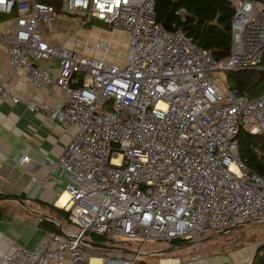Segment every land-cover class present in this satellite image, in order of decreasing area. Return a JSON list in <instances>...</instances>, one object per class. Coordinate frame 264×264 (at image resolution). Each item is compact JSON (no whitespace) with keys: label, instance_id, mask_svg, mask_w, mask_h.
Instances as JSON below:
<instances>
[{"label":"built area","instance_id":"obj_1","mask_svg":"<svg viewBox=\"0 0 264 264\" xmlns=\"http://www.w3.org/2000/svg\"><path fill=\"white\" fill-rule=\"evenodd\" d=\"M234 1L230 52L215 60L177 23L170 30L157 23L154 0H0V15L14 16L0 22L14 72L37 91L55 86L66 95L47 108L29 100L27 109H44L50 123L71 130L58 159L38 165L60 170L65 225L55 223L59 233L0 264H141L163 256L144 254L146 243L198 241L241 222H264V180L237 149L240 129L264 135V92L250 99L218 82L222 72L264 69V0ZM59 15L123 34V62L79 58L45 42L41 26L52 27ZM186 15L183 7L175 11L181 21ZM93 49L104 54L109 45L97 41ZM49 61L53 72L42 67ZM0 99L21 101L4 81ZM88 234L139 246L130 254L96 251L84 242Z\"/></svg>","mask_w":264,"mask_h":264},{"label":"crops","instance_id":"obj_2","mask_svg":"<svg viewBox=\"0 0 264 264\" xmlns=\"http://www.w3.org/2000/svg\"><path fill=\"white\" fill-rule=\"evenodd\" d=\"M64 17L59 15L50 28L41 26L45 42L63 45L54 44L52 33L58 32L57 21L63 24L65 18L68 19ZM80 29L73 27L70 35L78 33ZM42 67L53 72L55 62L42 63ZM0 81L5 82L14 96L21 98L16 104L0 99V210L4 212L0 218L1 260L20 247L34 249L46 234L59 233L55 223L65 225L62 206H59L63 191V184L59 181L60 170L41 169L38 165L58 159L70 141L71 130L50 123L44 109H27L25 102L29 100L47 108L58 100L66 99V95L55 86L45 91L35 90L22 74L14 72L8 61L7 50L1 44ZM21 156L30 159L25 167L16 163ZM33 178L35 181L26 191ZM153 259L156 257L145 258V261L154 263ZM183 264L201 262L197 258Z\"/></svg>","mask_w":264,"mask_h":264},{"label":"trees","instance_id":"obj_3","mask_svg":"<svg viewBox=\"0 0 264 264\" xmlns=\"http://www.w3.org/2000/svg\"><path fill=\"white\" fill-rule=\"evenodd\" d=\"M155 20L163 24L177 23L186 33L192 43L211 52L215 60H221L229 55L231 45L230 26L235 12L234 0H154ZM183 7L187 15L183 21L179 20L173 9ZM264 67V57L262 61ZM226 85L229 90L250 99L257 98L264 92V69L226 73ZM237 149L240 161L248 171L264 180V135H252L242 129L237 135ZM0 210V218L3 216ZM64 221L66 213L61 211ZM56 230V228H53ZM94 243L118 247L120 241L109 240L104 236H93ZM188 241H170L169 246L183 245ZM264 247V245L260 246ZM122 248V247H121ZM126 249V248H124ZM97 251H102L96 249ZM263 253L262 256H259ZM256 253L252 264H264V249ZM141 264H156L143 260Z\"/></svg>","mask_w":264,"mask_h":264},{"label":"rangeland","instance_id":"obj_4","mask_svg":"<svg viewBox=\"0 0 264 264\" xmlns=\"http://www.w3.org/2000/svg\"><path fill=\"white\" fill-rule=\"evenodd\" d=\"M14 16L0 15V22L9 21ZM65 18V17H64ZM62 24L58 22V32H53L54 44H61L75 51L77 57H95L102 59L105 62L113 64H121L123 56L126 52V39L123 34L119 32H111L109 27L103 23L96 21L86 22L84 20L67 17ZM61 20V19H60ZM81 28L78 33L71 34L73 27ZM71 36L72 38L70 39ZM63 41V42H62ZM97 41L107 42L109 49L106 53H99L94 51L93 47ZM221 80L226 81V73H219ZM221 230L202 235L201 239H205L219 233ZM95 236L88 234L87 239ZM120 241L118 247L126 248L127 250H137L138 244L133 241ZM191 242V241H189ZM170 241H153L146 243L143 248L144 254H149L158 250H167ZM264 222H256L251 224H241L230 231L214 236L189 247L174 250L168 254H164L161 258L153 259L152 262L157 263L160 259H177L180 264L197 260L201 264H252L256 253H260L264 247ZM97 251V250H96ZM260 253L259 256H262Z\"/></svg>","mask_w":264,"mask_h":264},{"label":"water","instance_id":"obj_5","mask_svg":"<svg viewBox=\"0 0 264 264\" xmlns=\"http://www.w3.org/2000/svg\"><path fill=\"white\" fill-rule=\"evenodd\" d=\"M167 1H172V0H167ZM175 13V9H173V14ZM162 27L165 29V30H170V23L168 22H165L162 24ZM1 199V198H0ZM251 223H256V222H253V221H245V222H241L239 224H236L235 226H232V227H229L225 230H222L220 231L219 233L215 234L214 236H218V235H221V234H224L228 231H230L231 229H233L234 227L238 226V225H241V224H251ZM214 236H211V237H208V238H205V239H201V240H198V241H191V242H186L184 243L183 245H178V246H173L167 250H158V251H155L153 254H158V253H161V254H168L174 250H177V249H181L183 247H189L191 245H195V244H198L200 242H203L205 240H208L209 238H212ZM86 244H88L92 249H99V250H115V251H119V252H122V253H127V254H130V253H133L132 251L130 250H127V249H124V248H121V247H116V246H111V245H106V244H100V243H94L92 241H87L85 240L84 241Z\"/></svg>","mask_w":264,"mask_h":264},{"label":"bare ground","instance_id":"obj_6","mask_svg":"<svg viewBox=\"0 0 264 264\" xmlns=\"http://www.w3.org/2000/svg\"><path fill=\"white\" fill-rule=\"evenodd\" d=\"M62 196H61V198H62ZM61 198H60L61 201L59 202V206H63V204L66 202V200H67V194H65L62 199Z\"/></svg>","mask_w":264,"mask_h":264}]
</instances>
